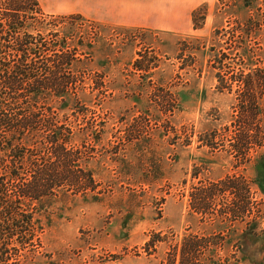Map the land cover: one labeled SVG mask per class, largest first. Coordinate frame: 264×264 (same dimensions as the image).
Wrapping results in <instances>:
<instances>
[{
    "label": "rangeland",
    "instance_id": "obj_1",
    "mask_svg": "<svg viewBox=\"0 0 264 264\" xmlns=\"http://www.w3.org/2000/svg\"><path fill=\"white\" fill-rule=\"evenodd\" d=\"M34 1L40 77L62 89L44 108L69 82L92 178L16 264H264V0ZM64 43L80 62L58 74Z\"/></svg>",
    "mask_w": 264,
    "mask_h": 264
},
{
    "label": "trees",
    "instance_id": "obj_2",
    "mask_svg": "<svg viewBox=\"0 0 264 264\" xmlns=\"http://www.w3.org/2000/svg\"><path fill=\"white\" fill-rule=\"evenodd\" d=\"M27 2L34 10L39 7L34 0H0V264H16L17 259L28 260L31 254L38 257L52 205L61 199L64 189L74 191L82 178H92L82 168L75 149L74 122L66 118L62 123L61 116L66 115L62 110L72 101L68 100L73 94L67 87L70 83L59 91L62 104L58 113L52 107L44 108L49 100L46 92L62 89L55 79L40 77L39 72L49 71L44 62L47 47L35 45L30 35L35 27L28 22L34 19ZM68 47L59 45L62 52L54 61L60 63L58 74L62 67L74 71L80 62L77 49L69 51ZM32 56L43 60L36 62ZM242 83L257 90L251 81ZM189 240L212 244L218 239Z\"/></svg>",
    "mask_w": 264,
    "mask_h": 264
},
{
    "label": "crops",
    "instance_id": "obj_3",
    "mask_svg": "<svg viewBox=\"0 0 264 264\" xmlns=\"http://www.w3.org/2000/svg\"><path fill=\"white\" fill-rule=\"evenodd\" d=\"M193 238H194V237H193ZM197 238H201V237H197ZM204 238H208V239L211 241L210 236H209V237H204Z\"/></svg>",
    "mask_w": 264,
    "mask_h": 264
}]
</instances>
